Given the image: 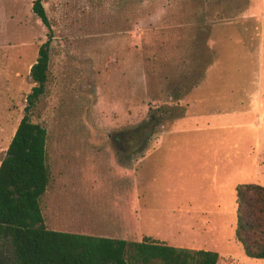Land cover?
<instances>
[{
    "label": "rangeland",
    "instance_id": "1",
    "mask_svg": "<svg viewBox=\"0 0 264 264\" xmlns=\"http://www.w3.org/2000/svg\"><path fill=\"white\" fill-rule=\"evenodd\" d=\"M32 1L0 0V161L46 40ZM43 6L53 39L45 92L30 118L46 129V227L99 233L91 196L112 197L121 178L97 160L148 152L154 173L139 200L143 233L162 238L179 227L185 243L216 251L217 264H264L234 239L236 186L264 185V0ZM2 252L11 258L9 244Z\"/></svg>",
    "mask_w": 264,
    "mask_h": 264
},
{
    "label": "trees",
    "instance_id": "2",
    "mask_svg": "<svg viewBox=\"0 0 264 264\" xmlns=\"http://www.w3.org/2000/svg\"><path fill=\"white\" fill-rule=\"evenodd\" d=\"M31 10L47 32L30 66L34 85L24 115L0 161V264H217L214 250L176 247L151 235L128 241L46 227L40 206L50 179L46 129L30 112L45 92L53 30L43 0H33ZM235 197L234 239L246 256L264 259V185L239 184ZM7 244L12 255L6 259L2 247Z\"/></svg>",
    "mask_w": 264,
    "mask_h": 264
},
{
    "label": "crops",
    "instance_id": "3",
    "mask_svg": "<svg viewBox=\"0 0 264 264\" xmlns=\"http://www.w3.org/2000/svg\"><path fill=\"white\" fill-rule=\"evenodd\" d=\"M180 120H176L173 126L176 127L177 122ZM123 137L107 135L104 139L114 142L116 139ZM159 140L160 137L155 142L157 143ZM147 157L148 152H143L132 154L126 159L113 157L107 160H97L100 165L106 167V173H115L116 176L121 178V181L118 180L119 183L116 184L112 197L104 198L97 194L91 196L92 199L88 208L91 213V224L93 230L100 232L90 235L127 239L130 236L141 238L145 234L142 232L140 225L139 200L145 194V183L149 181L150 175L154 173L149 170L153 164L149 165ZM91 187L95 188V186ZM107 190L110 191V188ZM104 223H108V226H103ZM175 229L173 234L162 233L163 239L155 235L151 236L165 242L169 241L176 247L195 248L194 245L185 243L187 239L183 236H177L178 230ZM146 235H149V233Z\"/></svg>",
    "mask_w": 264,
    "mask_h": 264
}]
</instances>
